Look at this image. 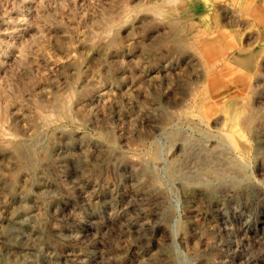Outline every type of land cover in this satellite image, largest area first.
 <instances>
[{"label": "rangeland", "instance_id": "1", "mask_svg": "<svg viewBox=\"0 0 264 264\" xmlns=\"http://www.w3.org/2000/svg\"><path fill=\"white\" fill-rule=\"evenodd\" d=\"M0 264H264V0H0Z\"/></svg>", "mask_w": 264, "mask_h": 264}, {"label": "bare ground", "instance_id": "2", "mask_svg": "<svg viewBox=\"0 0 264 264\" xmlns=\"http://www.w3.org/2000/svg\"><path fill=\"white\" fill-rule=\"evenodd\" d=\"M230 124L231 125L227 126L226 133H225V138H226L227 143L232 148H234L235 151H238V145H237V142H236V139H237V135L236 134H238V133L240 134V132H239L240 128L238 127L237 123H235V122H232Z\"/></svg>", "mask_w": 264, "mask_h": 264}]
</instances>
